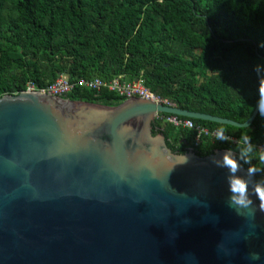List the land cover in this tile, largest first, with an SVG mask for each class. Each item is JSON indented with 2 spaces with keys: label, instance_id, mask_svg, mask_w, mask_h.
<instances>
[{
  "label": "water",
  "instance_id": "95a60500",
  "mask_svg": "<svg viewBox=\"0 0 264 264\" xmlns=\"http://www.w3.org/2000/svg\"><path fill=\"white\" fill-rule=\"evenodd\" d=\"M156 113L245 128L140 98L2 96L0 264H264V212L230 208L212 162L226 150L173 152Z\"/></svg>",
  "mask_w": 264,
  "mask_h": 264
},
{
  "label": "trees",
  "instance_id": "16d2710c",
  "mask_svg": "<svg viewBox=\"0 0 264 264\" xmlns=\"http://www.w3.org/2000/svg\"><path fill=\"white\" fill-rule=\"evenodd\" d=\"M258 64H264V0H0V98L19 94L27 82L48 86L62 74L140 78L181 110L241 124L258 100ZM67 99L105 106L123 102L110 92L88 90ZM190 120L209 130L223 126L237 141L204 138L194 149L201 157L215 150L238 154L245 134L257 152L264 144V118L258 113L250 128ZM152 126L178 154L194 139L188 129ZM252 165L260 170L255 181L264 180V165L255 158Z\"/></svg>",
  "mask_w": 264,
  "mask_h": 264
},
{
  "label": "clouds",
  "instance_id": "9594fccd",
  "mask_svg": "<svg viewBox=\"0 0 264 264\" xmlns=\"http://www.w3.org/2000/svg\"><path fill=\"white\" fill-rule=\"evenodd\" d=\"M254 71L258 74V100L255 106V110L259 116L264 118V64H258L254 67ZM124 102V101H123ZM239 127L250 128V125L245 122ZM225 127H220L216 132V139L218 141H227L228 136L225 135ZM189 150V149H188ZM255 158L260 164L264 165V149L259 152L256 151L252 138L245 134L239 140L238 154L232 151H224L219 158H212V162L218 167L227 170V183L228 191L230 193L228 197V206L237 212L238 215L248 213L250 218L254 217L255 209L253 208L254 201L253 196L259 202L258 207L261 212H264V180L255 181L250 180L251 177L256 176L259 173V169L252 165V159ZM190 159L185 155L181 158L183 163H187ZM242 164L249 165L245 176L238 175ZM249 259L256 261L260 259V255L257 252L250 253Z\"/></svg>",
  "mask_w": 264,
  "mask_h": 264
},
{
  "label": "built area",
  "instance_id": "2783aa9c",
  "mask_svg": "<svg viewBox=\"0 0 264 264\" xmlns=\"http://www.w3.org/2000/svg\"><path fill=\"white\" fill-rule=\"evenodd\" d=\"M77 90H88L95 95H99L100 92L106 91L114 94L123 101H127L132 98H140L143 100L151 101L156 104H162L165 106L174 107L175 105L166 99H161L157 95L150 92L142 84V80L139 78L133 82L125 81L121 76L113 78L111 80H101L99 78L85 79L75 78L70 79L67 75L62 74L50 85L45 87H37L32 82H27L25 89L22 92H37L43 95L60 98L67 100V97ZM153 123H162L171 125L175 128L188 129L194 132V139L189 150L198 148L204 138L216 139V130H209L206 127L195 124L193 121L183 117H177L174 115L156 113L153 118ZM217 140V139H216ZM226 142L236 144L237 141L232 137ZM264 149V144L257 145V150Z\"/></svg>",
  "mask_w": 264,
  "mask_h": 264
}]
</instances>
